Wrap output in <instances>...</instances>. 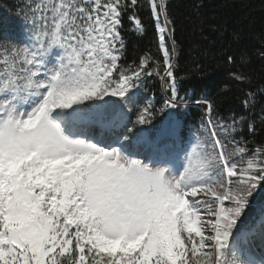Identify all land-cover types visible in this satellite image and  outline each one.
<instances>
[{
	"label": "snow or ice",
	"instance_id": "1",
	"mask_svg": "<svg viewBox=\"0 0 264 264\" xmlns=\"http://www.w3.org/2000/svg\"><path fill=\"white\" fill-rule=\"evenodd\" d=\"M148 3L167 106L176 108L175 28L166 0ZM138 8L139 0H42L29 5L31 43L0 45V264H264L252 249L264 240V204L253 212L251 203L264 186V147L250 153L213 130L183 160L153 146L145 162L125 154L121 114L92 103L123 100L153 74L147 58L136 70L119 64L123 17L142 31ZM147 114L136 124H150Z\"/></svg>",
	"mask_w": 264,
	"mask_h": 264
},
{
	"label": "trees",
	"instance_id": "2",
	"mask_svg": "<svg viewBox=\"0 0 264 264\" xmlns=\"http://www.w3.org/2000/svg\"><path fill=\"white\" fill-rule=\"evenodd\" d=\"M42 0H0V45L7 40V49L23 46L31 42L30 37L37 31L29 5ZM164 3L165 0H160ZM170 17V28H175V54L172 57L177 81L180 105L206 101L212 104L208 118L213 129L222 140L234 136L235 141L246 146L251 153L264 147V0H166ZM123 17L122 35L125 50L119 64L122 69L136 70L142 59L147 58L148 67L134 83L138 86L142 105L134 108L137 117L145 107L146 119H150L154 130H161L167 124L169 111L166 106L171 91L167 82L163 56L158 47L155 23L149 11L148 0H139L138 17L142 21V31L136 30ZM5 49L0 46V57ZM229 57L232 61L229 62ZM0 61V68H2ZM158 73V74H157ZM236 75L244 77L237 80ZM247 102V103H246ZM182 121L193 129V137L199 141L211 139L207 120L196 107H188L187 112L176 110ZM236 122L235 133L225 132L224 126ZM129 132V128H133ZM134 121L129 123L119 137L127 136L130 144L136 132ZM130 139V140H129ZM229 145L226 151H231ZM239 164V156H232ZM251 203L264 204V186ZM255 257L264 255V240L256 239L252 245Z\"/></svg>",
	"mask_w": 264,
	"mask_h": 264
},
{
	"label": "rangeland",
	"instance_id": "3",
	"mask_svg": "<svg viewBox=\"0 0 264 264\" xmlns=\"http://www.w3.org/2000/svg\"><path fill=\"white\" fill-rule=\"evenodd\" d=\"M55 62V57H51L49 58V66H52V64ZM113 99H117L118 101V98L116 97H105L104 100H101V101H94L92 102L93 104L97 105L98 108L103 112L105 107L111 102L113 101ZM88 103H91V102H88ZM118 106L121 107V111H120V114H121V120H126L127 118V110H126V107H125V103H124V100H121L118 101ZM204 108H207L206 106H204ZM175 120V119H174ZM173 120V121H174ZM176 121H174L175 123ZM174 127V124L172 126V128ZM174 132V129L171 130V133ZM194 144L192 143V145H190L189 143H185L184 144V148L181 150V151H178L179 154H178V161L179 160H183L184 158V153H185V150L186 149H190Z\"/></svg>",
	"mask_w": 264,
	"mask_h": 264
},
{
	"label": "bare ground",
	"instance_id": "4",
	"mask_svg": "<svg viewBox=\"0 0 264 264\" xmlns=\"http://www.w3.org/2000/svg\"><path fill=\"white\" fill-rule=\"evenodd\" d=\"M204 106H206V104H203V108H204ZM205 109H207V108H205Z\"/></svg>",
	"mask_w": 264,
	"mask_h": 264
}]
</instances>
